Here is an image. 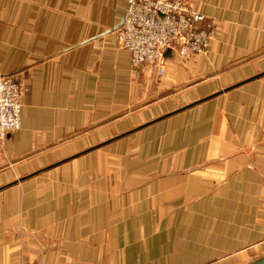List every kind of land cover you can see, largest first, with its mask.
Instances as JSON below:
<instances>
[{
	"label": "crops",
	"instance_id": "obj_1",
	"mask_svg": "<svg viewBox=\"0 0 264 264\" xmlns=\"http://www.w3.org/2000/svg\"><path fill=\"white\" fill-rule=\"evenodd\" d=\"M187 1L215 38L158 77L118 46L128 0H0V264L264 256V0Z\"/></svg>",
	"mask_w": 264,
	"mask_h": 264
},
{
	"label": "built area",
	"instance_id": "obj_2",
	"mask_svg": "<svg viewBox=\"0 0 264 264\" xmlns=\"http://www.w3.org/2000/svg\"><path fill=\"white\" fill-rule=\"evenodd\" d=\"M215 33L214 23L191 11L187 0H129L117 28L131 69L154 66L161 76L168 51L180 59L205 54ZM21 92L14 77L0 75V144L20 129Z\"/></svg>",
	"mask_w": 264,
	"mask_h": 264
},
{
	"label": "rangeland",
	"instance_id": "obj_3",
	"mask_svg": "<svg viewBox=\"0 0 264 264\" xmlns=\"http://www.w3.org/2000/svg\"><path fill=\"white\" fill-rule=\"evenodd\" d=\"M129 1V0H128ZM128 3V2H127ZM187 3H188V1H187ZM127 6V5H126ZM189 6V5H188ZM125 10H126V8H125ZM191 10V9H190ZM192 11V10H191ZM125 12V11H124ZM195 12V11H194ZM121 24V23H120ZM115 37H116V39H117V42H118V35H117V29L115 30ZM212 41V40H211ZM211 43V42H210ZM210 43H209V45H210ZM208 49H209V46H208ZM208 49H207V51H208ZM207 51L205 52V54H207ZM198 55H203V54H197V55H194V56H198ZM177 56V55H176ZM194 56H190L189 58H187V59H190V58H192V57H194ZM177 58L179 59V60H181V61H183V60H187V59H180L178 56H177ZM143 67H145V66H143ZM154 67V66H153ZM165 67V66H164ZM142 67H140V68H138L137 70H132L133 72H135V73H137L138 72V70L139 69H141ZM155 68V67H154ZM158 75V77H161V75H159V74H157ZM172 94V93H171ZM172 96V95H171ZM178 96V95H177ZM177 96H174V97H172V98H176ZM163 97H165L164 99H166L167 97H168V95L167 96H164V95H162V96H160V99L161 98H163ZM0 146H2L1 144H0ZM16 221V220H15ZM22 220L20 219V220H18L17 222H15V223H20ZM4 222L5 223H8L9 222V220H4ZM10 227V226H9ZM11 228V227H10ZM8 228H7V230L5 231V233L6 234H8ZM9 233H10V231H9ZM229 264H233V263H229ZM234 264H245V259H244V261H242V262H240V263H234Z\"/></svg>",
	"mask_w": 264,
	"mask_h": 264
},
{
	"label": "water",
	"instance_id": "obj_4",
	"mask_svg": "<svg viewBox=\"0 0 264 264\" xmlns=\"http://www.w3.org/2000/svg\"><path fill=\"white\" fill-rule=\"evenodd\" d=\"M118 28V27H117ZM168 54L166 53L165 54V56H167ZM261 75H264V74H261ZM257 77H259V76H257ZM235 87H238V86H235ZM234 87V88H235ZM248 264H264V256L263 257H261V258H258V259H256V260H254L253 262H250V263H248Z\"/></svg>",
	"mask_w": 264,
	"mask_h": 264
}]
</instances>
